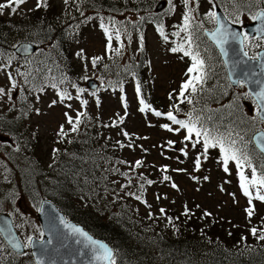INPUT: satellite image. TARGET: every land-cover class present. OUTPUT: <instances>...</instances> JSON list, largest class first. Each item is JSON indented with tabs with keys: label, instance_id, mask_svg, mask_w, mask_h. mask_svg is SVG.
<instances>
[{
	"label": "snow or ice",
	"instance_id": "1",
	"mask_svg": "<svg viewBox=\"0 0 264 264\" xmlns=\"http://www.w3.org/2000/svg\"><path fill=\"white\" fill-rule=\"evenodd\" d=\"M82 2L83 0H62L66 11L75 5L84 23L97 20L98 27L102 31L104 37L102 54L89 55L84 48H79L73 53L80 61L84 73L81 79L89 80L91 77L87 73L98 70L101 65L105 72H111L113 67L120 68L116 61L123 57L126 50L124 37L126 36L127 43L130 44L132 36L127 26L123 22H118L113 16L106 18L99 13L95 17L85 16L80 9ZM178 3L182 5L181 23L176 26L175 31L168 33L165 31L163 16L176 13ZM220 3L225 5L222 10L226 13L224 20L228 21L227 24L221 20L216 10L220 7ZM27 4L28 0H0V16L7 12L9 16L21 15L22 18H27L31 12L47 11L51 7L50 0H36L34 8L31 9L26 8ZM207 4L209 9L200 19L197 18L200 0H166L167 8L163 14L150 12L151 4H149L144 8L148 15H140L138 18V23L148 21L155 24V31L162 43L170 45L166 48L168 53L177 55L180 60L187 58L189 61L182 73L183 80L178 88L167 93L169 106L166 111L153 106L149 93L145 91L143 82L131 65H124L122 69L125 74L132 77L135 111L143 118L145 126L159 127L178 138H166L162 143L152 145V148L158 150V155L162 159L172 161L177 166L173 167L172 163L149 164L147 156L150 151L144 147V142L149 141L151 137L127 129V120L132 116V111L124 79L115 82L109 80L104 89L106 92L118 94L120 110L113 111L106 123L101 120L99 114H91L90 100L85 97L90 96L96 109L99 110L102 107V99L98 95L99 89L89 92L69 78L66 71L68 65L63 53L59 51L61 42H51L54 37L50 35H45L43 39L35 42H15L9 48L0 45V136L8 138L0 143L6 145L12 152H21L18 141L23 137L19 133L18 124L21 121H30L33 115L37 117L47 115L48 113L37 105L42 104L43 97L51 92L53 98L49 100L47 109L62 108L63 122L55 126L54 146L50 152L52 163L48 167L55 168L60 164L61 157H68L70 161H79L81 169L73 170L72 176L82 178L83 184L90 188V199L92 196L101 199L111 196L114 201L133 199L148 209V220H164L166 227L178 232L176 221L180 217L168 215L165 207L158 209V215L154 214L151 211L153 205L147 199L148 189L154 185H163L178 194L182 193L183 189L176 179L180 176L187 178L196 186L195 191L199 192L205 183H210L212 180L210 174L212 170L206 165L214 161L215 166L227 177L216 185L217 191L228 196L233 204L238 205L240 201L236 193L229 192L225 187L226 184L232 183L230 177L233 175V169L235 170L239 192L246 199V206L243 209L245 219L251 225L253 217L258 212L255 202L264 203V130L249 135L257 124H264V80L250 79L252 73L243 70L238 74L242 78L233 79V74L241 63L234 61L227 76L229 83L220 84V73L217 71V64L213 63L209 49L210 47L218 49V55L224 58L222 63L225 67L228 66L229 57L226 45L230 43H239L241 46L239 51L249 60L264 58V53L249 56L244 47L250 39L249 35L229 27V25L244 26L246 19L258 21L256 28L258 35L252 39L257 41L255 45L257 48L261 47L264 43V0H219V2L207 0ZM126 5L127 0H125V8ZM206 21L214 23L215 27L206 28ZM129 23H132L134 28H138L137 22ZM79 27L80 24H77L76 28ZM66 35L79 43V36L75 30ZM137 43V50L143 53L146 44L143 31H139ZM48 48L56 50L58 58H53L51 52L47 51ZM119 74L117 71L116 75ZM213 78H216V84L211 88L207 87L208 81ZM97 79L104 81L102 75ZM248 84L256 85L259 90L250 89L234 95L227 106L230 109L227 117H231L227 123L224 115L214 118L213 115L206 114L213 111L206 103L201 106L202 98L212 95L217 87L223 89L222 95H227V89L233 85L243 89ZM69 87L74 92L69 91ZM241 100H250L255 106L254 114L248 118L242 112ZM182 105L187 107V111ZM6 114L10 115L6 118ZM151 118H157V122L154 123ZM159 120L166 122L159 123ZM38 127L30 133L31 141L38 140ZM91 128L111 129L115 132V138L100 131L91 135L89 132ZM101 139L104 143L99 148L92 147L93 143ZM74 144L87 146V150L81 155L69 151L67 147L57 146ZM109 150L112 155L108 154ZM213 150L217 152L215 157L211 155ZM124 151L133 154L138 152L139 155L132 160L115 155L116 152ZM176 153L178 155H174ZM0 165H4L6 172L10 171L4 161H0ZM149 168L160 174L158 179L150 178L147 174ZM97 172L102 175H97ZM208 195L211 196L212 193L209 192ZM12 197L14 200L16 193H13ZM153 197L157 202L169 200L166 193L155 192ZM45 203L47 201H41L37 210L43 212ZM171 203L174 204L175 200H171ZM182 207L181 215L186 220H191L196 215L187 202ZM195 208L200 210L201 205L195 204ZM212 216V212L203 209L199 219L204 220ZM15 227H23V225ZM36 231L38 237L27 235L21 240L13 231L10 221H0V237L3 238L0 240V264H13V261L8 259L13 254L31 255L35 258L34 264H58V261L59 264H77L76 258H79V264H118L120 255L118 250L105 241L96 239L83 227L71 223L64 216L49 214L48 223L44 227L37 228ZM248 232L258 241H264V216L259 218L258 225L250 226ZM201 234L206 236L203 229ZM231 234L229 232V235ZM46 235L47 239H45ZM69 239L77 247L72 248L68 243ZM246 240L247 237L241 236V242ZM208 242L212 243L210 239ZM26 249L32 251L29 253L25 251ZM243 254V252L239 253L241 256ZM233 264L236 262L233 261Z\"/></svg>",
	"mask_w": 264,
	"mask_h": 264
},
{
	"label": "rangeland",
	"instance_id": "2",
	"mask_svg": "<svg viewBox=\"0 0 264 264\" xmlns=\"http://www.w3.org/2000/svg\"><path fill=\"white\" fill-rule=\"evenodd\" d=\"M36 0H28V4L26 5V8L31 9L34 8ZM147 2V5H144L143 3ZM166 0H127L126 8H122L120 10L119 4L125 3V0H116V5L114 7V12L110 11H104L102 12V15H104L106 18L108 16H113L118 22H123L127 26V30L131 33L132 41L130 44L127 43L126 36L124 37L125 43H126V50L124 52V55L122 58H118L116 63L120 66L119 73L122 75L125 83V89L127 92V95L130 100L131 104V111L132 116L127 120V129L130 132H136L140 135H147L150 136L151 139L147 142H144V147L148 148L150 151V154L147 156V160L149 164L152 162L156 163H172L173 167L177 166L172 161L164 160L158 155V150L155 148H152L153 144L162 143L166 138L171 139H178L175 135L169 134L159 127L149 128L146 127L143 121V118L140 116L139 113L135 111L136 104L135 100L133 99V80L130 75H127L123 72V66L127 65L128 62L131 60L132 57H136V59H139V55L141 54L138 49V34L135 33V29L133 28L132 23H129L130 21L134 22L135 17L131 16L129 13L131 12L130 9L133 7L135 3H140L144 6H148L151 4V8L149 9L150 12L158 13L163 8H167V5L163 6L162 9H158V6L161 4H164ZM50 10L48 11V14H63L66 15L67 19H70L72 17L74 24L78 22V20L81 18L80 12L76 11L75 7L70 8L69 10H65V5L62 3V0H50ZM223 4V3H222ZM224 5V4H223ZM75 6V5H73ZM118 6V7H117ZM225 6V5H224ZM200 13L204 15V13L209 9V5L207 4V0H200ZM81 11L86 13L82 6H80ZM182 5L178 3V10L176 13H174V16L166 19V25H167V31L169 33L173 32V30L177 26V22L181 21V11ZM122 13V14H121ZM45 12H31L28 14L30 19L29 21H25L29 27L35 28V30L40 27L43 23L40 22V18L42 15H45ZM70 15L71 17H69ZM4 16H9L7 12ZM18 16V15H13ZM167 18V17H166ZM247 19L245 20V22ZM72 24V25H74ZM146 37V44H145V51L142 53V58L145 60V63L140 67V73H139V79L143 82L144 89L147 93H149L150 101L153 103V105L160 110L166 111L169 106V101L167 99V93L171 91L172 89L178 88L179 84L183 80L182 73L185 71L187 64L189 61L187 58L184 60H180L177 55L168 53L166 51V48L170 45H164L161 41V38L159 37L158 33L155 31V28L153 26H149L148 29L145 32ZM26 41V40H22ZM103 42L104 37L102 34V31L98 27V21L94 20L91 23H86L80 28L79 33V43H76L75 41L71 44V54L72 59L70 61L71 64H73L77 74L79 76V79L77 83L80 87L87 88L88 82L91 80H94L99 87L98 95H100L102 99V107L97 110L95 107L94 102H92V98L90 96H87L85 98H88L90 100L89 105V111L92 115L99 114L101 120L103 122H108V118L112 115L113 111H119L120 110V104L118 100V94L111 93L104 91L107 81L111 80L110 78L106 79L105 81H101L100 79H97L100 74H98V70L102 71V76L104 79L108 77L107 72L103 70V66L101 65L100 68L96 71H89L87 75L91 77L89 80H83L81 77L84 75L80 61L76 59L73 55L74 51L79 48H84L85 51L89 55H100L103 53ZM141 57V56H140ZM107 62V61H105ZM115 68V67H113ZM102 84H105L103 88H100ZM245 89V88H244ZM244 89L239 88V90L243 91ZM69 91H73L70 87L68 88ZM89 90V89H88ZM239 91V92H241ZM89 92H91L89 90ZM232 100L234 98V94H232ZM53 98L52 93L49 92L48 95L43 97V103L37 105L38 107H41L42 110L47 112L48 114L45 116H32L30 121H24V125H26L31 131L34 129H37L38 127V140L37 145L38 149L34 152L33 155V161L37 163V165L41 162L45 167L52 163L50 158V152L53 145V140L55 136V126L58 123H62V116L61 113L63 111L62 108L57 107L55 109L49 110L47 109V104L49 100ZM244 105L243 100L241 101ZM75 103V102H74ZM78 107V104L76 105ZM246 106V113L249 112L253 104L250 100L245 101ZM186 109L185 106L182 105ZM10 115V114H8ZM153 122H157V118H151ZM159 123L166 122L164 120H159ZM101 132H103L105 135H111L115 138V132L111 129H102L99 128ZM260 130H264V124L259 125L257 129H255L254 132H259ZM8 139L7 137L0 136V142L3 140ZM36 143V142H35ZM59 147H67L69 151L73 150V146L68 147V145H57ZM11 151L6 145H3L0 143V156L4 159L5 164L10 171H5L4 166L2 169L0 168V173L2 175L4 173H14L17 177L15 178L16 181H19L20 178H25L27 176L30 177H36V172L38 171L39 167L35 170L37 166H35L32 162V164H28V162L23 159V156H13L8 155L7 152ZM119 156H122L125 159L132 160L136 158L139 153H130L128 151H124L123 153L118 152ZM171 154V153H170ZM178 155V153L174 154ZM211 155L215 157L217 155V152L215 150L212 151ZM62 158V157H61ZM67 157L65 158V160ZM65 160L61 162L64 163ZM207 168H210L212 180L210 183H205L203 185V188L201 191L197 192L195 191V185H193L190 181L187 180L185 177L177 176V182L180 184L181 188L183 189L182 193H176L172 191L170 188L165 187L163 185H154L148 189L147 192V199L149 203L153 205V208L151 211H153L154 214L158 215V209L160 207H165L168 211V215L177 217L179 216L180 219L176 221L177 224L180 226H185L184 231L186 234H189V231L191 229H199L200 227L204 226V221L213 220L215 222H212L211 224L214 225L213 232L214 234L221 235L226 240H237L241 239V236H246L247 238H250L252 241L255 242V244L262 243L261 241H258L254 237L250 235L248 232V228L253 225L259 224V218L261 216H264V203L255 202L256 208L258 210L257 215L253 217L251 225L248 224V222L245 219L244 214V207L246 206V199L240 194L238 185H237V179L235 176V170L233 169V175L230 177L232 183L226 184L225 187L228 189L229 192H235L237 197L239 198L240 203L238 205L233 204L231 199L226 196L219 193L216 189V185L221 182L222 179L227 178L225 177V174L220 171L213 162H210L206 165ZM58 168H55V171ZM28 170V171H26ZM77 171H80L78 169ZM29 172H31V175H29ZM148 175H150V178L158 179L159 173L155 170L149 168ZM207 174V173H205ZM79 182L82 181V178H78ZM13 188V187H12ZM90 188L88 186H85V190L83 193H87V191ZM20 190V191H18ZM17 191L22 195V199L18 200L15 198L14 201L6 202L4 205V210L11 213L14 217L15 225H23V227H16L19 234L25 238L27 235H33L34 237H38V233L36 231L37 228H41V224L39 222V212L37 209L40 207L41 199H38L37 193L32 192L35 189L32 190H25L23 187L18 189ZM134 190V189H133ZM80 191V190H79ZM24 192V193H22ZM76 192V191H74ZM81 192V191H80ZM159 192L161 194H167L169 196V200H162L160 202H157L154 197L153 193ZM211 192L212 195L209 196L208 193ZM77 193V192H76ZM84 196V195H83ZM109 199H112L111 196H108ZM69 200V205L76 206L77 202L79 201V197H71ZM171 200H175V203H171ZM123 201H126L129 206L131 207V216L134 219L136 223L145 224L148 227L153 225L160 229L163 232L169 231L171 227H166V222L164 220H157L152 221L147 219V212L148 209H146L143 205L139 204L137 201L125 198ZM187 202L189 207L192 208V210L195 212V216L191 220H186L184 216L181 215V212L183 211V204ZM195 204H200L201 209L198 210L195 208ZM57 205V204H56ZM58 206V205H57ZM59 208V207H58ZM138 209V211H137ZM207 209L208 211L213 213L212 218L201 220L199 219L201 215V210ZM60 212H63L59 208ZM214 223V224H213ZM199 232L201 233V229H199ZM229 232L232 234L229 235ZM2 239V238H1ZM0 239V240H1ZM241 242V240H240ZM246 243L242 246H249L250 243H247L246 241L241 242ZM152 247H155L154 245ZM30 256V255H28ZM152 258L154 261V264H166L163 261V258L159 255L157 251H154L152 253Z\"/></svg>",
	"mask_w": 264,
	"mask_h": 264
},
{
	"label": "trees",
	"instance_id": "3",
	"mask_svg": "<svg viewBox=\"0 0 264 264\" xmlns=\"http://www.w3.org/2000/svg\"><path fill=\"white\" fill-rule=\"evenodd\" d=\"M147 1V0H146ZM137 2V0H135ZM147 5V2L143 3ZM116 5V0H83L80 3L83 10L86 12L85 16L95 17L97 13L102 15L104 11L114 12V7ZM140 3H135L130 9V15L135 17V21L138 23V18L140 15H148V12L144 11V6ZM72 6L71 8H74ZM118 7V6H117ZM125 7V3L119 4L120 10ZM50 10V9H49ZM35 11L45 12L42 15L40 22L43 23L36 30L35 28L29 27L25 21L32 19L31 17L22 18L21 15L18 16H0V45L4 48H9L12 43L20 42L22 40L27 41H39L43 39L45 35H50L54 37L51 42H61L60 52L63 53L65 62L68 65L66 71L68 76L74 82H77L79 77L73 64L70 63L72 59L71 54V44L74 40L67 37L66 33L76 31L78 36L80 33V28L86 24L83 22V17H81L76 25L71 17L66 18L63 14H48V11ZM167 17V18H166ZM163 16V22L166 24V19L169 16ZM25 20V21H22ZM91 23V22H90ZM74 24V25H72ZM77 24H80L79 29L76 28ZM149 26L155 27L154 23L145 21L144 23H138V28L135 29V33L139 35V31H143L144 34ZM43 47V45H42ZM258 48L256 46H250L249 51L252 55L256 52ZM47 51L51 52L53 58L57 57V51L48 48ZM209 54L213 56V63L217 64V71L220 73V84L227 85L229 81L227 80L226 68L222 63L221 57L218 55V51L214 47H210ZM141 56V57H140ZM145 63L142 58V53L139 55V59L132 57L127 65H131L133 70L138 74L140 73V67ZM119 69L112 68L111 72H107L108 78L115 82L118 79H123L122 75H116ZM98 74L102 75V71L98 70ZM79 82V81H78ZM216 84V78L208 81L207 87L211 88ZM105 84H102L100 88H103ZM239 86L231 87L227 89L228 94L222 95V88H215L212 95L208 97H203L201 100V106L205 103L207 107L213 111L206 114L213 115L214 118L219 115H224L226 117L225 123L231 117H227V113L230 109L227 107L232 101V94L240 93ZM244 89V88H243ZM241 92H246L244 89ZM242 101V100H241ZM241 102L242 112L246 118L254 114L253 108L246 113V106ZM218 110V111H217ZM187 111V107L185 109ZM9 116L6 114V118ZM262 124H257L251 129L249 135L254 134L255 129ZM19 133L22 134V139L18 141L21 146L22 151L15 153L8 151V155L23 156L28 164H33L37 166L35 170L39 167L36 172V177L27 176L24 179L20 178L16 181L17 175L14 173H0V211L4 210V205L6 202L14 201L12 194L16 193V199H22V195L18 192L21 187L29 191L35 189L32 192L37 193L38 199L48 198L55 202L58 207L65 213V215L74 220L75 222L82 224L86 229H88L95 236L106 240L114 249L118 250L120 255L118 257V264H154L152 253L157 251L159 255L163 258L166 264H264V241L262 243L255 244L250 238H247L246 242L250 243L249 246L246 243H241V239L231 240L225 239L221 235H216L213 232L214 225L211 223L213 220L204 221V226L199 229H203L206 236H203L199 229H191L189 234H186L184 225L180 226L178 232H174L172 228L169 231L163 232L157 227L151 225L147 226L145 224L136 223L131 216V207L126 201L116 200L108 197L101 199L97 196H90V189L87 193H83L85 190V185L82 181L78 182V178L72 176V171H77L81 169L79 161H70L69 158L65 160L66 157L61 158V162L65 160L64 163L58 164L55 168L45 167L41 162L37 165L33 161L34 152L37 151L38 145L37 141H31L30 133L32 132L26 125L24 121L19 122ZM99 128H91L89 132L91 135H95ZM83 139V137H80ZM36 142V143H35ZM9 143L11 141L9 140ZM103 139L92 144V147L99 148L103 144ZM73 146V150L81 155L87 150V146H81L80 144L68 145V147ZM112 155L111 151L108 152ZM119 156L118 152L115 153ZM0 161H4L0 156ZM5 163V161H4ZM4 165H0L2 169ZM97 175H102V173L97 172ZM5 177H7L5 179ZM30 181V183H29ZM55 181V183H53ZM13 187V188H12ZM18 190V191H17ZM81 192H80V191ZM76 191V192H74ZM21 192V191H20ZM24 193V192H22ZM84 195V196H83ZM79 197L77 205L74 207L69 205V200L71 197ZM84 197V199H81ZM214 224V223H213ZM146 229H149L146 231ZM246 237V236H245ZM1 239V237H0ZM209 239L212 243H209ZM2 240V239H1ZM155 247H152V246ZM240 252L244 254L239 255ZM9 260L13 261V264H34L32 256H18L13 254L8 257Z\"/></svg>",
	"mask_w": 264,
	"mask_h": 264
},
{
	"label": "water",
	"instance_id": "4",
	"mask_svg": "<svg viewBox=\"0 0 264 264\" xmlns=\"http://www.w3.org/2000/svg\"><path fill=\"white\" fill-rule=\"evenodd\" d=\"M220 17H221L222 21H224L226 24L228 23L226 20H224V17L222 15H220ZM258 23L259 22L257 21L255 23L251 24L249 27H247V31L250 34H252V35L256 34L257 33L256 32V28H257ZM229 27L232 30L241 31L240 28L237 27V26L229 25ZM23 43H27V42H23ZM226 47L229 50L228 66L226 67L227 70H228V74H229V71L232 69V65H233L234 61H240L241 62L237 66L236 71L233 74V79L242 78V77H239L238 74H239V72L241 70H243L245 72L252 73V76L250 77V79L264 80V68H262V65H264V58H260V59H257V60H249L247 57H244L242 55V53L239 51V49L241 47L239 45V43H230V45H226ZM259 53H264V50L260 51ZM18 55H19V53H18ZM88 86H89L90 89L93 90V89H96L98 87V84L94 80H91V81L88 82ZM234 86H236V85H234ZM246 86L248 87L249 90L250 89L259 90L258 87L256 85H253V84H248ZM43 201H47V203H45L43 205L44 211L43 212L40 211V214H39V219H40V221L42 223V227H44L48 223L49 214H52V215L59 214L61 216H64V214L60 212L58 207L52 201H50L48 199H44ZM5 220L11 222V224L13 225V231L19 237V235H18V233L16 231V228L14 226L12 217L6 212L0 213V221H5ZM70 222L73 223V224H76L73 221H70ZM76 225H78V224H76ZM78 226L83 227L82 225H78ZM86 231H88V230H86ZM45 239H47V235H46ZM96 239H98V238H96ZM54 243H56V242L54 241ZM68 243L70 244V246L72 248L77 247V245L72 244L71 239L68 240ZM65 258L67 259V257H65ZM76 259H77V264H79V258H76ZM58 264H59V261H58Z\"/></svg>",
	"mask_w": 264,
	"mask_h": 264
},
{
	"label": "flooded vegetation",
	"instance_id": "5",
	"mask_svg": "<svg viewBox=\"0 0 264 264\" xmlns=\"http://www.w3.org/2000/svg\"><path fill=\"white\" fill-rule=\"evenodd\" d=\"M207 26H209V27L212 26L211 28H213V27L215 26V24H214V23H211V22H208V23H207Z\"/></svg>",
	"mask_w": 264,
	"mask_h": 264
}]
</instances>
